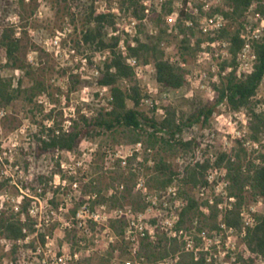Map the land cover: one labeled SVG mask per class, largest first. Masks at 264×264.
<instances>
[{
    "label": "rangeland",
    "instance_id": "rangeland-1",
    "mask_svg": "<svg viewBox=\"0 0 264 264\" xmlns=\"http://www.w3.org/2000/svg\"><path fill=\"white\" fill-rule=\"evenodd\" d=\"M127 1L84 0L83 3L76 4L71 0H0V34L4 30H13L14 38L19 40L21 47L18 67H13L8 61L6 51L0 49V79L12 83L11 93L15 95V100L10 106H0L6 110V117L0 120V146H4V150H1L7 152L8 158L14 159L15 165H19L24 171L26 186L35 188L50 187V183L56 180L55 175L60 172L61 162L66 163L67 167L70 164L82 163L76 174L80 189L73 198L71 208L81 206L84 197L96 191L99 194L98 200L107 204L110 209H131L133 212H141L148 207L146 197L165 194L158 189L155 180L159 174L158 151L146 149L142 143L139 149L137 144L117 143L112 135L87 138L81 141L75 151L60 152L58 160L57 152H44L39 149V140H45L44 137L49 136L48 130L68 126L66 122L71 118L75 126L82 122V116L92 118L98 116L101 110H111L110 89L97 85L100 68H103L110 54L95 52L84 44L79 45L84 30L86 8L89 5L94 2L98 12L114 13L120 33L128 43L136 44L137 37L145 42L152 38L159 42L168 60H173L176 65L181 61L187 64L189 71L185 70V73L197 72L198 75L193 77V83L188 82L187 88L179 91L163 89L156 81L154 61L146 63L143 59L139 60L140 65L147 67L144 77L136 78L144 98L140 110L151 117L155 115L154 117L159 120L163 119L168 107L176 109L180 117L189 116L201 108L214 104L218 96L216 87H222L227 82V79L222 78L215 81L216 73L212 70L213 66L222 70V64L231 61L222 59V48L208 47L213 56L215 54L220 56H212L198 63L201 51V47L198 49V41L207 43L214 39L202 33L198 24L194 28L195 35L191 37V43L194 44L191 47L197 52L191 54L184 50L182 43L184 37L177 29L184 0H167L163 4L160 0H151L147 7L149 13L145 14L143 21L134 16L133 9L126 3ZM144 1L141 2L143 6ZM170 3L174 11L171 15H166L163 9ZM214 8L222 12L223 2H217ZM247 22L258 26L253 13ZM123 42L126 46L125 41ZM76 80L79 83L74 86L73 82ZM127 85L126 82L121 83L123 88ZM33 93L36 94L34 98ZM263 99L264 81L256 100ZM129 105L133 107L132 103ZM244 121L250 122L247 110L235 111L229 105H224L216 108L208 124L198 122L183 130V140L195 141L196 146L191 151L164 155L166 162L172 165L176 173L174 178L179 180L176 187H181L183 198L190 196L200 203L204 201L199 195L201 184L194 185L184 181L188 172L197 164H205L211 155L218 157L221 153L235 157L237 151L244 148L245 143L252 141L250 133L239 139ZM246 148L251 155L250 158L248 156V161L258 158L264 154V139L260 143L259 151L252 145ZM131 159H135L133 170L129 165ZM124 161H127L126 167L122 165ZM118 172L126 179L125 190L132 189L133 196H128L125 191L117 197L109 195L110 189L118 186L116 182L119 178ZM132 174H135L134 180ZM140 179L145 182L147 189L141 194L134 192ZM7 184V181L0 184V192ZM210 191L209 196H215L214 189L211 188ZM12 193L15 191L12 190ZM65 196H58L59 201H63ZM134 196L141 198L136 200ZM245 197L247 207L257 202L250 190L245 192ZM204 211L207 212L206 209ZM149 214L150 218L160 223L166 216L165 212L160 210ZM10 218H15L11 208L0 215V264H10L18 251L16 248L14 254L4 252L3 244L9 239L6 222ZM195 218L200 224L204 221V216L194 215L186 222L191 225ZM78 234L79 232L62 234L66 238L60 242L76 244ZM99 234H101L98 237L99 243H96V235L94 239L88 241L92 246L91 256L84 257L80 264H124L131 258L129 254L131 244L128 240L119 237L112 244L107 234L100 231ZM141 244L151 243L142 239ZM239 247V257L244 256L248 258L247 260L256 257L248 251L245 242L240 241ZM152 255L155 260L160 259L161 250L158 249Z\"/></svg>",
    "mask_w": 264,
    "mask_h": 264
},
{
    "label": "built area",
    "instance_id": "built-area-1",
    "mask_svg": "<svg viewBox=\"0 0 264 264\" xmlns=\"http://www.w3.org/2000/svg\"><path fill=\"white\" fill-rule=\"evenodd\" d=\"M150 2L151 0L143 2L146 8L145 13H149L147 7H149ZM160 2L163 4L167 0H160ZM217 2H222V0L183 1L182 11L190 16L185 21V26L195 28L198 24L202 33L215 39V41L201 45L198 63L212 58L213 53L209 51L208 47L216 49L218 46L222 48L223 60L232 59L231 44L227 40L219 39V33L228 26V20L224 13L214 8ZM262 3L264 5V0ZM257 6V3L254 4L246 13V17L248 19L253 13L258 26L246 22L240 29V37L244 41V46L238 54L236 66L226 70H220L219 67L213 66L212 70L216 73L215 81L220 78L228 79L234 70L238 79L242 80L253 71V66L257 61L254 45L264 38V16L257 11ZM191 45L194 46V44ZM120 49L124 54L127 53L123 41L120 44ZM214 56L219 57L220 54ZM171 62L173 63V60ZM128 63L133 68L135 77L142 79L147 67L140 65L139 60L134 58L129 59ZM177 66L184 71H189L184 61L178 63ZM97 73L99 74L98 71ZM196 75H198L197 72H187V81L193 83V77ZM224 105H228V102L225 101L219 106ZM5 117L6 110L0 108V120ZM248 122H243L239 139H242L247 133L252 134ZM66 123L68 126L64 125L61 129H55L56 134L70 133L73 130L74 120L71 118ZM47 132L49 133V130ZM182 137L183 132L176 135L178 140ZM44 138L48 140L47 136ZM262 139H264V134L259 141L251 139L252 141L244 144V149H246L249 158L251 155L246 147L252 145L256 151H259ZM136 146L140 149L142 144L139 143ZM1 149L4 150V146H0V184L2 185L6 181L8 184L0 192V215L5 214L11 208L15 218H10L6 224H16L22 229L25 236L21 239L5 240L3 245L6 254H14V250L18 248L15 253L17 255L12 258L10 264H80L84 257L91 256L92 246L88 244V241L94 239L96 235V243L100 242L98 240L99 235H101L99 231L107 234L112 244L119 237L130 242L129 254L131 258L124 264H179L184 254H193L195 261L201 262L203 260V264H264V259L261 257H253L249 260L246 257L241 260L239 257L240 241L245 242L248 230L256 227L259 216H264V197H256L257 202L251 207H247L246 202L242 206L241 217L244 224L242 232L229 227L225 222V216L234 209L237 200L229 194L230 183L226 164L217 166L218 157L214 155H211L208 160L210 168L205 175V182L199 187V195L204 199L202 203L194 197L185 196L183 198L181 187H176L179 180L174 178L173 184L163 191L165 194L162 193V196L146 197L144 195L148 203L146 210L133 212L131 209H110L107 204L98 200L99 194L96 191L87 194L81 206L76 205V207L71 208L73 198L80 189V182L76 174L78 167L83 165L82 163L70 164L67 167L66 163L61 162L60 172L55 175L56 180L50 183V187L35 188L34 186H26L24 171L19 165H15L14 159L8 158L7 152H3ZM56 152L58 153L56 160H58L60 151ZM259 156L252 160L256 165L260 164ZM231 158L234 160L235 157ZM122 165L126 167L127 161L122 162ZM57 178L59 183H57ZM211 188L214 189L215 196H209ZM12 190L15 193H12ZM248 190L250 189L248 188L246 191ZM124 191L125 185L123 184L111 188L109 195L117 197ZM146 191L145 182L140 179L134 192L141 194ZM65 193H67L66 196ZM61 195L65 196L63 201L58 199V196ZM191 199H195L201 205L200 211L206 215L210 214L209 206H216L218 203L219 229L212 232H200V222L196 218L192 220L191 225L189 222L185 225L181 223L182 213L189 206ZM160 205L161 208H159ZM159 210L166 214L161 223L149 216V213L152 214L153 211ZM118 224L124 226L123 236L117 233ZM158 230H161L170 241L169 247L174 242L179 250L169 257L151 260L148 256L142 255L141 240H147L148 243L154 245L157 244L159 242ZM70 232H79L76 244L73 242L70 244L68 242L61 243L60 240L63 241L66 238L62 234L65 235V233ZM23 251L26 253L24 254Z\"/></svg>",
    "mask_w": 264,
    "mask_h": 264
},
{
    "label": "trees",
    "instance_id": "trees-1",
    "mask_svg": "<svg viewBox=\"0 0 264 264\" xmlns=\"http://www.w3.org/2000/svg\"><path fill=\"white\" fill-rule=\"evenodd\" d=\"M68 1V0H65ZM74 3H83L84 0H71ZM144 0H128L126 3L133 9L134 16L140 21L144 20L146 8L141 4ZM224 8L221 10L229 21V25L219 33L220 40H227L230 46L232 59L225 61L222 69L235 67L238 54L244 46V41L240 37V29L247 22L246 13L254 5L258 4L257 11L264 16L263 0H222ZM166 15L173 13L172 4H168L163 9ZM219 11V9L217 10ZM185 11H181L180 19L177 25L184 39L182 43L184 50L191 54L197 50L191 47V37L195 35L194 28L185 26V21L189 19ZM117 17L114 13L98 12L94 2L86 8L84 30L82 33V44L90 47L95 52L110 54L105 61L103 68H100V78L97 85L102 88H108L111 91V110L99 111L98 116L87 118L81 117V123H77L70 133L61 132L56 134L55 129L49 130L48 140H39V149L44 152L60 151L73 152L79 148L83 139L96 138L112 135L119 144L136 145L142 143L146 149L157 150L160 156L157 162L158 176H156L158 189L164 191L174 182L176 173L171 164L166 162L165 154L176 155L179 152L191 151L195 146V141H184L177 139L176 135L182 133L187 127L195 123L203 122L208 124L216 108L228 102V105L235 111L247 110L250 115L249 127L251 138L259 141L264 134V99L256 100L259 90L264 81V38L261 42L254 45L257 55V61L253 66V71L245 79H238L236 71H232L222 87H216L217 98L214 104L201 108L189 116H178L176 109L168 107L165 110V116L159 120L157 117H151L149 114L140 110L143 106V95L136 81L133 68L129 65V59H143L146 63L154 61L156 72V81L163 88L173 91H179L188 87L186 73L176 64L166 58L165 51L161 48L159 42L149 39L147 42L141 38H136V44L133 46L124 40L117 24ZM13 30H4L0 34V49L6 51L8 61L13 67L19 66V53L21 51L19 40L14 38ZM122 41L126 43L127 53L120 49ZM211 41H215L212 39ZM203 44L198 41V49ZM122 82L128 83L126 88L121 86ZM79 82H73L75 86ZM12 83L0 79V106L8 107L15 100V95L11 93ZM36 94H32L34 98ZM32 98L30 100H32ZM130 103L133 107H130ZM156 109V108H155ZM154 109V110H155ZM156 111V110H155ZM198 145V143H197ZM260 164L256 165L252 160L248 161L246 149L241 148L237 151L235 158H231L226 153L218 156L216 165L222 166L226 163L228 169L229 194L236 198L234 209L225 216V222L229 227L238 232L243 230V221L241 209L246 202L245 192L249 188L254 197H264V154L260 155ZM135 159L130 160V169L134 166ZM210 168V162L197 164L186 179L187 183L194 185L203 184L205 175ZM55 175V173L53 174ZM118 186L126 182L124 175L118 172ZM135 174H132L134 180ZM125 185V184H124ZM125 194L133 196L132 189H126ZM140 196H134V199H140ZM216 206H209L210 214L206 215L200 211L201 205L191 199L189 206L182 213V224L185 225L190 217L194 215L204 216L201 221L199 231H214L219 229L220 213ZM258 224L254 229H249L245 243L251 255L264 259V216L258 217ZM117 233L123 236V224L117 225ZM7 237L9 239H21L24 236L23 231L14 223L6 224ZM159 242L156 245L145 244L142 246V255L154 259V254L158 249L161 250V257L174 255L179 247L172 243L166 235L158 230ZM244 256H240L242 260ZM253 261V260H252ZM179 264H203L195 261L193 254H184Z\"/></svg>",
    "mask_w": 264,
    "mask_h": 264
},
{
    "label": "clouds",
    "instance_id": "clouds-1",
    "mask_svg": "<svg viewBox=\"0 0 264 264\" xmlns=\"http://www.w3.org/2000/svg\"><path fill=\"white\" fill-rule=\"evenodd\" d=\"M57 183H59V179L57 178Z\"/></svg>",
    "mask_w": 264,
    "mask_h": 264
}]
</instances>
